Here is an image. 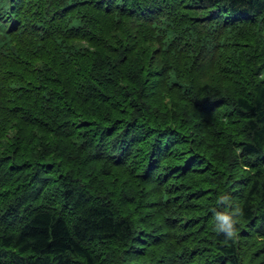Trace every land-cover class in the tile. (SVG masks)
I'll return each instance as SVG.
<instances>
[{
    "label": "trees",
    "instance_id": "1",
    "mask_svg": "<svg viewBox=\"0 0 264 264\" xmlns=\"http://www.w3.org/2000/svg\"><path fill=\"white\" fill-rule=\"evenodd\" d=\"M0 264H264V0H0Z\"/></svg>",
    "mask_w": 264,
    "mask_h": 264
},
{
    "label": "clouds",
    "instance_id": "2",
    "mask_svg": "<svg viewBox=\"0 0 264 264\" xmlns=\"http://www.w3.org/2000/svg\"><path fill=\"white\" fill-rule=\"evenodd\" d=\"M222 199H227L226 197ZM234 220L230 215L217 213L214 217L213 230L216 232H223L228 237L233 235L232 226Z\"/></svg>",
    "mask_w": 264,
    "mask_h": 264
}]
</instances>
